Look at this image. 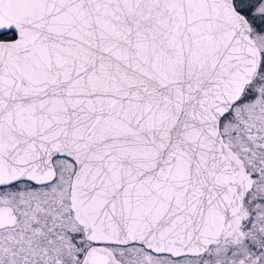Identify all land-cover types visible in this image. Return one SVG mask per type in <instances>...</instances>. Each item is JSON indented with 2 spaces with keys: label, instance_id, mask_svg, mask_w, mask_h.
Segmentation results:
<instances>
[{
  "label": "water",
  "instance_id": "1",
  "mask_svg": "<svg viewBox=\"0 0 264 264\" xmlns=\"http://www.w3.org/2000/svg\"><path fill=\"white\" fill-rule=\"evenodd\" d=\"M0 186L53 182L82 264H121L105 243L198 255L223 237L254 180L220 121L261 51L234 0H0ZM0 209V227L11 225Z\"/></svg>",
  "mask_w": 264,
  "mask_h": 264
},
{
  "label": "flooded vegetation",
  "instance_id": "2",
  "mask_svg": "<svg viewBox=\"0 0 264 264\" xmlns=\"http://www.w3.org/2000/svg\"><path fill=\"white\" fill-rule=\"evenodd\" d=\"M261 67L262 63H260V68ZM247 87L245 88V91ZM243 95L234 106H236L243 99ZM230 112L222 119L227 117ZM232 150L243 161L247 172L253 178V175L249 171L251 169L247 165V162L240 157L234 149ZM71 163L73 162L71 161ZM53 182L37 185L28 181H20L6 186H0V195H3V192H7L9 190L19 191L24 196H26L27 193L32 194L31 192H36L39 188H42V190H51L47 187H50ZM249 192L250 191L247 192L243 200L240 213L230 220V229L228 232L201 254L181 256L159 254L139 244L119 245L105 243L101 246L109 249L121 264H212V259L210 257V251L212 248L223 243L224 240L235 231V237L238 241L231 243V245H242L248 250L245 254L251 255L249 259L246 258L249 263L247 262L244 264H260L258 258L260 260H264V234L263 232L261 233V228L263 227L261 224L260 226L256 224L255 230L247 231L246 228L249 225L250 220L246 221L245 225L242 223L239 224V226L238 223L237 225L234 224L237 219L243 218L247 212L250 211V214L248 215H252L254 205H246V197ZM65 197L66 195L63 198ZM66 200L68 201V207L70 209L69 193L68 199L65 198L64 203L61 206V210H64V213L66 207L65 203L67 202ZM257 202L262 204L264 207V200H259ZM1 208L10 209V215L13 217V221L11 225L0 227V264H82L88 249L97 245L85 239L83 229L75 221L71 209V213L69 215H65L66 213L57 215L54 214V212L57 213L59 210L57 209L56 204L53 206L48 201L36 200L32 198L20 199L19 201L17 199L10 202L0 200V209ZM252 218V216L248 217V219ZM238 228L245 230V232H238ZM243 247H241V250H243ZM12 249H15V251L13 253H9ZM229 251L231 250L229 249ZM253 254L258 258L254 259Z\"/></svg>",
  "mask_w": 264,
  "mask_h": 264
},
{
  "label": "rangeland",
  "instance_id": "3",
  "mask_svg": "<svg viewBox=\"0 0 264 264\" xmlns=\"http://www.w3.org/2000/svg\"><path fill=\"white\" fill-rule=\"evenodd\" d=\"M234 4L238 10L245 14L251 24L252 37L261 51L262 67L255 81L244 92L243 99L236 106H233L227 117L221 120L220 131L230 147L247 162V165L251 169L249 171L254 178L253 188L246 197V205H254L251 215L253 218L248 219V217H251L248 215L250 214L249 211L243 218L237 219L234 224L237 225L238 223L239 226L242 223L245 225L246 221L250 220L246 230H255L256 224L259 226L261 224L263 227L261 228V233L263 232L264 234V207L257 202L264 200V0H234ZM53 164L57 175L53 184L47 187L51 190L39 188L36 192H31L32 194L27 193L26 196L22 195L19 191L9 190L0 195V200L10 202L17 199L19 201L20 199L32 198L48 201L53 206L56 204L57 209H59L54 214L62 215L64 210H61V206L64 203V199H68L74 164L65 157H56L53 160ZM65 195L66 197L63 198ZM65 205L66 214H64L69 215L71 212L68 207V201ZM237 231L245 232L241 228H238ZM235 234L234 231L223 243L212 248L210 251L212 264H244L248 262L246 258L249 259L251 257L250 254H245L248 250L242 245H231V243L238 241ZM241 247H243V250H241ZM14 251L15 249H12L9 253H13ZM253 257L254 259L258 258L254 254ZM258 261L260 264L264 263V260H260L259 258Z\"/></svg>",
  "mask_w": 264,
  "mask_h": 264
},
{
  "label": "trees",
  "instance_id": "4",
  "mask_svg": "<svg viewBox=\"0 0 264 264\" xmlns=\"http://www.w3.org/2000/svg\"><path fill=\"white\" fill-rule=\"evenodd\" d=\"M240 11V10H239ZM241 12V11H240ZM242 13V12H241ZM244 14V13H243ZM245 15V14H244ZM14 34H13V32H11V31H8V32H6V33H4V34H1L0 35V40H11V39H14Z\"/></svg>",
  "mask_w": 264,
  "mask_h": 264
}]
</instances>
